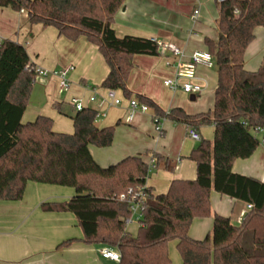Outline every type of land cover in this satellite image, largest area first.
<instances>
[{"label":"trees","instance_id":"obj_1","mask_svg":"<svg viewBox=\"0 0 264 264\" xmlns=\"http://www.w3.org/2000/svg\"><path fill=\"white\" fill-rule=\"evenodd\" d=\"M125 1L0 0V6L24 9L31 23L55 26L70 39L86 36L98 45L110 67L102 87L121 90L130 99L133 56L158 55L160 46L150 38L116 34L112 24ZM219 6L218 39L206 38L218 71L213 110L189 114L175 107L164 111L150 97L138 94L160 116L196 128L215 126L214 139L201 138L190 155L197 163V178L174 179L168 191L160 194L147 186L153 168L142 156H128L107 167L95 159L90 146L108 147L115 136V126H98L96 108L70 114L73 133L55 131L53 118L45 115L24 123L37 72L25 44L2 39L0 199H23L29 182L73 187L75 194L70 199L46 201L43 209L72 212L84 241L117 248L119 264H172L168 245L173 240L178 241L183 264H264V182L233 170L237 159L250 157L261 144L257 129L264 134V61L256 71L245 66L255 30L264 27V0H223ZM155 157L159 167L163 158ZM141 187L146 194L144 209L138 234L132 235L126 223L131 204L119 197L130 188ZM213 189L252 204V208L240 224L215 214L212 233L195 239L190 226L196 217L211 215Z\"/></svg>","mask_w":264,"mask_h":264},{"label":"crops","instance_id":"obj_2","mask_svg":"<svg viewBox=\"0 0 264 264\" xmlns=\"http://www.w3.org/2000/svg\"><path fill=\"white\" fill-rule=\"evenodd\" d=\"M219 2L221 0L125 1L112 24L119 37L134 35L173 43L183 52L178 56L160 47L158 55L135 54V66L128 79L133 96L146 95L164 111L175 107L184 108L189 114L213 110L218 84L216 66L196 65L194 68V81L204 86L200 95L186 93L182 89L172 90L165 80L175 78L179 63L189 62L193 52L208 50L206 38L218 39ZM196 8L200 9V14L194 20L192 14ZM0 37L25 44L30 63L51 72L47 76L36 77L23 116L24 123L45 115L53 118L55 131L73 133L74 121L63 112L74 114L77 111L72 104V99L77 97L86 107L101 108L103 115L97 119L99 127L115 126L112 145L90 146L93 156L102 166H110L128 156H142L144 161L154 164V178L147 179V186L154 194L168 191L174 179L197 178V163L190 155L201 140L190 137L186 123L165 116H162L164 119L158 128L154 120L158 113L150 106L149 111H137L133 119L128 120L129 102L121 90H118L123 97L121 105L105 102L103 96L107 88L102 87V83L110 67L98 45L86 36L70 39L55 26L31 23L26 12L0 6ZM245 61L250 71H256L264 61V27L256 28L255 38L246 50ZM69 66H73L67 75L71 78V86L65 89L61 87L62 77L53 72ZM92 94H96L97 101H90ZM210 96H213L212 101H209ZM197 129L202 139H214V125H202ZM256 134L260 139L264 137L263 131ZM155 154L163 158L159 167H156ZM165 165L174 167L170 169ZM233 170L264 182V145L260 144L250 157L237 159ZM52 185L29 182L23 199H0V264H119V261L101 254V249L107 245L84 241L83 231L72 212L43 209L42 204L46 201H64L75 194L73 189ZM210 201L211 215L196 217L190 226V235L195 239L202 240L212 233L215 214L230 217L233 223L240 224L250 210L249 203L214 189L210 193ZM69 239H73L70 244L62 245ZM177 243L173 240L168 245L172 264H183Z\"/></svg>","mask_w":264,"mask_h":264},{"label":"built area","instance_id":"obj_3","mask_svg":"<svg viewBox=\"0 0 264 264\" xmlns=\"http://www.w3.org/2000/svg\"><path fill=\"white\" fill-rule=\"evenodd\" d=\"M222 1V0H221ZM22 12H25L24 9ZM200 14V9L196 8L192 14V18L194 20L198 19V16ZM2 39L0 37V45L2 42ZM157 41V40H156ZM160 47H164L168 50H171L174 52L175 55L181 56L183 55L182 50L176 46L173 43H163L157 41ZM196 65H204L209 68H213L215 66L214 56L209 50H197L193 52L191 55V60L189 62L181 61L179 63V71L176 74L175 78H168L165 80V84L172 88L173 90L182 89L186 93H192L196 95H200L203 92L204 86L200 84L199 82L194 81V68ZM27 69H31V64H28ZM73 69V66H69L60 72H53L54 74H59L62 77L61 87L68 89L71 86V82L67 79L68 73ZM35 71L37 72V76H47L49 73H51L49 70H46L42 67L35 66ZM36 76V77H37ZM36 80V78H35ZM34 80V81H35ZM104 101L111 104V105H121L123 102V97L119 95L117 89L107 88L106 94L103 96ZM90 101L95 102L97 101L96 94H92L90 96ZM129 107H130V113L128 116V120H132L134 117V114L137 111H143L147 112L150 110V107L147 103L141 102L137 97H132L128 99ZM72 104L74 105L76 110H82L86 107L82 99L74 97L72 99ZM99 107L101 105L99 104ZM97 113V119L103 115V112L101 111V108H98ZM164 119V117L159 115H154V120L158 126V128L161 127V122ZM258 131H263V129H257ZM188 133L191 138L195 140H201V135L198 131V129L194 126H188ZM261 144L264 145V137L261 138ZM151 167H154V164L151 165ZM145 192L144 187H141L139 190H133L130 188L127 192L122 193L120 195V199L122 200H128L131 204V216L127 218L126 223L127 225L132 222L133 216L136 213H139L138 221L142 217V212L144 209V200H145ZM248 208H252V204H248ZM140 223V222H139ZM101 254L105 258H109L112 260L120 261L121 259V253L117 248L110 247V246H104L101 249Z\"/></svg>","mask_w":264,"mask_h":264},{"label":"rangeland","instance_id":"obj_4","mask_svg":"<svg viewBox=\"0 0 264 264\" xmlns=\"http://www.w3.org/2000/svg\"><path fill=\"white\" fill-rule=\"evenodd\" d=\"M67 79L68 80H70L71 81V78L70 77H67ZM172 89V88H171ZM173 90V89H172ZM124 97V96H123ZM134 97H137L138 98V94H135V96ZM124 98H126V97H124ZM212 99H213V96L211 97H209V101H212ZM66 108H69V106H66ZM63 113H65L66 115H69L70 116V114L69 113H67V112H63ZM152 171L153 170H151V172H150V174H149V177H151V178H154V172L152 173ZM148 177V178H149ZM52 186H55V187H61V188H68V189H73V190H75L73 187H71V186H64V185H52ZM167 192V191H166ZM138 216H139V213H136V214H134V216H133V221L132 222H130L128 225H127V230H129V232L132 234V235H137L138 234V231H139V226H140V223H139V221H138ZM115 248V247H114Z\"/></svg>","mask_w":264,"mask_h":264},{"label":"water","instance_id":"obj_5","mask_svg":"<svg viewBox=\"0 0 264 264\" xmlns=\"http://www.w3.org/2000/svg\"><path fill=\"white\" fill-rule=\"evenodd\" d=\"M223 1V0H222Z\"/></svg>","mask_w":264,"mask_h":264}]
</instances>
